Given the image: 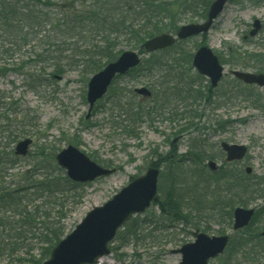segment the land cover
Listing matches in <instances>:
<instances>
[{
    "label": "rangeland",
    "instance_id": "obj_1",
    "mask_svg": "<svg viewBox=\"0 0 264 264\" xmlns=\"http://www.w3.org/2000/svg\"><path fill=\"white\" fill-rule=\"evenodd\" d=\"M212 1L189 0L184 6L174 5L164 21L170 28L168 31L206 20ZM257 20L260 28L252 34ZM201 45L210 46L225 68L223 80L213 90H210V80L199 75L192 66V56ZM122 49L138 51L139 45L125 43ZM179 49L182 54L177 64L180 70L176 73L184 77L183 99L174 96L168 103L166 98L155 102L135 92L140 86L154 91L151 87L154 80L161 81L166 78L163 75H172L166 68L163 73L143 68L153 60L169 57L172 50L167 49L153 55L143 54L144 62L140 67L118 76L90 114L87 92L91 75L71 70L35 92L29 89L25 73L17 70L26 57L25 48L6 56L5 63L11 70L0 75V90L8 96L5 101L38 117L37 124L26 136L33 138V143L24 159L33 160L39 147L58 152L74 145L100 165L116 168L112 175L82 183L81 194L68 197L64 206L68 214L65 219L67 233L88 212L106 203L134 177L144 174L152 162L159 163L161 169L158 199L162 182L173 184L177 179L181 183L179 189L185 188L184 182L191 176L196 177V182H216L217 177L207 167L208 161H215L221 167V175L228 171L227 174H239L246 184H261L256 193L244 197V202L233 206L232 211L237 206L264 210V94L257 85L246 86L230 73L231 70L264 73V0H228L210 31L182 42ZM3 65L0 60V67H5ZM169 79L172 80V76ZM140 110L141 115L131 117V112ZM149 111L153 112L147 113ZM15 118L9 115L8 121L11 123L10 119ZM34 132L38 134L35 136ZM21 139L24 138L18 141ZM222 141L247 145L248 154L241 161L225 165ZM199 145L206 155L204 159H199L195 151V146ZM25 160L16 166L24 167ZM247 167H251L249 175ZM256 187L254 185L253 190ZM211 198V195L205 196L198 211L192 209L191 212V205L186 207L191 213L189 223L166 218L158 206L152 205L117 231L110 242L112 252L103 258V264H179L181 255L173 250L193 241L196 229L209 235L230 233L231 239L240 236L241 231H233L232 216L222 218L211 209ZM185 202L189 203L188 199ZM250 230L255 233L264 230V213L257 215ZM226 254L211 264H224ZM26 256L22 252L14 255L15 258ZM253 256V260L228 264H264V248ZM0 264L20 263L5 253L0 254Z\"/></svg>",
    "mask_w": 264,
    "mask_h": 264
},
{
    "label": "trees",
    "instance_id": "obj_2",
    "mask_svg": "<svg viewBox=\"0 0 264 264\" xmlns=\"http://www.w3.org/2000/svg\"><path fill=\"white\" fill-rule=\"evenodd\" d=\"M188 2L0 0V60L7 67L6 56H12L16 49L25 48L26 57L17 70L25 73L29 89L38 92L41 87L63 78L71 70H80L84 75L98 72L119 56L125 43H135L140 48L146 39L170 29L164 21L174 5L184 6ZM181 43L169 48L172 50L169 57L158 58L143 66L149 72L158 69L163 73L166 68L172 73L163 75L166 78L161 81L151 83L154 90L151 100L155 99V102L166 98L168 103L169 98L178 96L183 99L185 96L183 92L186 89L182 88L184 77L176 73L180 70L177 64L182 54L179 49ZM27 47L32 48L27 50ZM5 67H0V75L11 70V67ZM187 91L191 92L190 89ZM5 100L8 96L0 90V254H10V258L20 264H41L67 234L65 219L68 214L64 206L69 196L81 194L82 184L69 179L66 171L55 161L57 152L49 147H39L33 160H25V157L14 153L13 144L31 133L30 128L37 124L38 117L30 111L22 112L21 107L12 106L10 101ZM150 112L153 111L147 113ZM140 113L141 110L131 112V117ZM9 115L16 116L10 119L11 123ZM36 134L34 132L33 135ZM195 149L198 158L204 159L206 155L200 145ZM22 160L26 162L24 167H17ZM151 165L159 167V163L152 162ZM225 165L230 164L225 162ZM220 170L212 173L217 177L216 182H196V177L191 176L184 182V189L178 188L181 183L177 179L173 184L160 183L161 196L153 205L158 206L166 218L189 223L191 213L186 207L191 205V212L192 209L198 211V206L204 204L205 196L211 195V209L222 218H231L232 207L244 202V197L256 193L261 184H246L239 174L224 171L221 175ZM196 176L204 179L201 175ZM254 185H257L255 190ZM186 198L189 203L185 202ZM260 213L264 210L257 209L250 225L240 232V236L231 239L224 264L253 260L254 253L264 248L261 233L250 230ZM38 250L36 255L34 252ZM18 252L27 256L15 258Z\"/></svg>",
    "mask_w": 264,
    "mask_h": 264
},
{
    "label": "water",
    "instance_id": "obj_3",
    "mask_svg": "<svg viewBox=\"0 0 264 264\" xmlns=\"http://www.w3.org/2000/svg\"><path fill=\"white\" fill-rule=\"evenodd\" d=\"M227 1L214 0L205 22L182 25L176 35L171 33L156 35L143 43V49L151 53L172 46L178 40L208 32L215 18L222 13ZM254 27L252 34L260 28L259 20L255 21ZM140 62L141 56L138 52L126 50L90 78L87 94L89 114L95 103L105 95L116 75L126 73ZM193 65L201 74L210 78L213 87L218 85L224 75V67L218 56L208 46H202L197 50ZM232 74L247 84H257L264 89L263 73L233 70ZM136 91L146 97L152 95L146 87L138 88ZM32 142L31 138L19 141L15 153L21 156L27 155ZM221 146L227 153V161L241 160L248 151L245 145L222 142ZM56 160L58 165L66 170L68 177L75 182L94 181L116 172L115 168L101 166L74 145H68L60 150ZM209 167L212 170L217 169L213 161L209 162ZM247 172H251V168H248ZM159 174L160 169L149 167L145 174L135 177L106 203L88 212L77 227L52 249L50 258L42 264H95L99 257L109 254L108 244L114 239L118 229L133 216L144 213L157 198ZM254 213L253 208L237 207L233 213L234 230L247 226ZM193 235L195 236L193 242L173 250V253L182 255L179 264H209L211 259L225 251L230 239L229 235L210 236L200 230L194 231Z\"/></svg>",
    "mask_w": 264,
    "mask_h": 264
},
{
    "label": "bare ground",
    "instance_id": "obj_4",
    "mask_svg": "<svg viewBox=\"0 0 264 264\" xmlns=\"http://www.w3.org/2000/svg\"><path fill=\"white\" fill-rule=\"evenodd\" d=\"M103 261V260H102Z\"/></svg>",
    "mask_w": 264,
    "mask_h": 264
}]
</instances>
